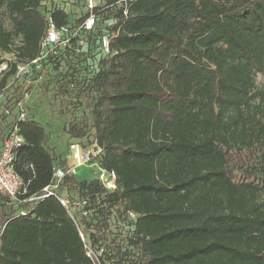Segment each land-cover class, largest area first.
I'll return each instance as SVG.
<instances>
[{"label":"trees","instance_id":"obj_1","mask_svg":"<svg viewBox=\"0 0 264 264\" xmlns=\"http://www.w3.org/2000/svg\"><path fill=\"white\" fill-rule=\"evenodd\" d=\"M98 1L83 45L74 38L49 54L44 81L28 88L15 169L28 197L65 166L30 113L39 93L52 92L88 109L63 126L66 145L91 148L92 162L115 171L116 190L67 176L59 193L88 203L75 221L52 197L20 216L0 195V264H91L78 228L104 248L105 264H264V91L255 84L264 77V0ZM42 7L0 0V64L14 59L0 87H22L14 74L39 54ZM48 15L73 27L88 13Z\"/></svg>","mask_w":264,"mask_h":264},{"label":"built area","instance_id":"obj_2","mask_svg":"<svg viewBox=\"0 0 264 264\" xmlns=\"http://www.w3.org/2000/svg\"><path fill=\"white\" fill-rule=\"evenodd\" d=\"M98 2V0H82V6L86 9L88 16L73 27L71 25L56 26L49 18L48 11L52 8H61L59 5L52 2L50 6L44 7L47 22L39 42V54L35 59L16 66L14 80L23 82L22 87L16 91L11 82L0 87V195L6 197L13 208L18 209L17 213L20 216H26L28 209L34 207L38 201L49 197L56 199L73 221H75L74 215L77 212L83 217L88 216L86 200L70 199L59 193L63 180L67 176L74 175L75 168L84 164H92L97 168L96 179L105 190L109 192L116 190L115 171L103 169L97 163L92 162L95 155L93 150L84 148L79 143L68 144L65 166L53 169L49 185L44 187L38 195L25 196L27 183L15 169L16 152L24 144L19 124L24 122L28 116L27 105L31 96L28 88L44 81L46 70L42 63L49 54L57 48H69L74 38H78V45H83L79 34L94 29L96 21L92 11ZM121 3L124 4L123 15L126 16V2L122 1ZM109 44L110 38L106 35L102 36L100 47L104 54L109 53ZM12 60H14L13 57L9 56L0 64V80L9 71ZM23 205L28 207L20 208ZM127 216L132 221L136 219V215L132 212H127ZM78 235L83 243L85 255L91 264H105L104 248L90 246L79 228Z\"/></svg>","mask_w":264,"mask_h":264},{"label":"rangeland","instance_id":"obj_3","mask_svg":"<svg viewBox=\"0 0 264 264\" xmlns=\"http://www.w3.org/2000/svg\"><path fill=\"white\" fill-rule=\"evenodd\" d=\"M78 1L79 0H42V9L50 6L53 2L63 8L66 12L80 13L81 10V12L86 13L84 7L75 4ZM255 84L258 89L264 91V77L262 75H256ZM51 93L52 92L39 93V96L34 99V104L32 105L30 113L47 130L49 134V146L57 156L65 160L68 153V145H66L68 140L63 132V126H66L72 121H79L88 116V109L85 107L72 108L70 104H67V99H65V97L60 98ZM61 103L64 104V106H62L64 108V113L59 115L58 112ZM91 134L88 135L87 139L83 140L85 144H89L90 140H92ZM231 167L235 169V180H241L242 175L238 167L235 165H231ZM96 172L97 168L94 165L84 164L75 168L74 177L77 181H89L96 178Z\"/></svg>","mask_w":264,"mask_h":264}]
</instances>
